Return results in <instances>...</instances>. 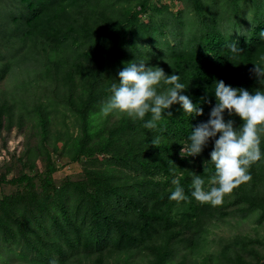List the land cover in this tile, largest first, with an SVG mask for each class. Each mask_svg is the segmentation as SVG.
<instances>
[{"label":"trees","instance_id":"trees-1","mask_svg":"<svg viewBox=\"0 0 264 264\" xmlns=\"http://www.w3.org/2000/svg\"><path fill=\"white\" fill-rule=\"evenodd\" d=\"M161 1L0 0L2 145L4 131H25L20 173L0 176L12 186L1 191L0 264H264L260 237L209 245L230 216L264 221V137L251 180L218 206L191 197L192 172L206 189L214 172V139L199 156L180 154L216 104L214 81L264 91L251 71L264 67V0H179L175 11ZM135 60L179 75L203 115L174 104L152 130L143 126L150 114L103 116L119 71ZM224 119L243 123L227 110ZM57 156L81 170L56 178ZM176 178L190 203L169 199Z\"/></svg>","mask_w":264,"mask_h":264},{"label":"clouds","instance_id":"clouds-1","mask_svg":"<svg viewBox=\"0 0 264 264\" xmlns=\"http://www.w3.org/2000/svg\"><path fill=\"white\" fill-rule=\"evenodd\" d=\"M260 37L264 39V30L260 32ZM228 47L233 53L241 51L235 42L229 43ZM147 61L128 62L119 71V82L112 84L111 96L101 108L103 116L126 114L134 121H144L150 114V119L143 126L152 130L157 128V122L165 113L171 117L172 113L167 110L174 104H180L189 117L203 115V109L182 94L188 86L179 82V75H166L159 66H147ZM251 71L258 81L264 82V67L254 64ZM213 84L216 104L210 111L209 119L195 126L188 137L190 144L183 146L180 154L182 157L199 156L209 140L214 139L210 153L214 172L208 176L207 189L205 179L192 172L191 197L201 204L218 206L233 189L251 180V165L262 159L260 144L264 137V91L257 88L249 92L245 88L227 85L223 80L214 81ZM226 110L229 116L240 117L243 123L239 128L234 127L233 120L225 121ZM158 143L159 137L152 140L153 145ZM172 184L175 189L171 191L169 199L177 203H190L180 179H173Z\"/></svg>","mask_w":264,"mask_h":264},{"label":"rangeland","instance_id":"rangeland-1","mask_svg":"<svg viewBox=\"0 0 264 264\" xmlns=\"http://www.w3.org/2000/svg\"><path fill=\"white\" fill-rule=\"evenodd\" d=\"M161 2L167 3L172 11L183 7L182 2L179 0H162ZM250 9L251 8L249 7L247 11H250ZM242 17H244L246 20L251 17V13L247 12L246 15L242 14ZM153 65H156L155 61H151L147 66ZM8 83L9 82L6 81L5 84H3L2 89L4 91L8 90L7 93L9 94L13 83ZM15 91L17 90L14 88V92ZM38 95L39 94L35 95L33 99L37 98ZM24 133L25 131L23 132V129L18 128L17 125H15L10 132H3V141L6 143V148L2 145L3 143L0 138V176L2 174H6L9 176L8 179H10L12 176H17L20 173L21 167L19 161L16 159L19 158V155L24 149ZM55 158L60 165V170L55 173L56 178L62 177L66 174H75L81 170V167L78 164L68 163L69 160L65 157L57 156ZM40 165L41 163L39 166ZM11 189V185H0V198L1 191L9 192ZM235 234L248 235L251 237L255 236L264 239V221L262 223H258L255 216L252 215L249 217H244L241 213H238L237 216H230L224 221L218 222L215 226H213L211 238H216V240L209 244L210 248L214 249L217 246V239Z\"/></svg>","mask_w":264,"mask_h":264}]
</instances>
